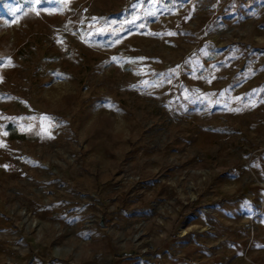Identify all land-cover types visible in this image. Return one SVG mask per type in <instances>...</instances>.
I'll return each mask as SVG.
<instances>
[{
    "label": "rangeland",
    "instance_id": "obj_1",
    "mask_svg": "<svg viewBox=\"0 0 264 264\" xmlns=\"http://www.w3.org/2000/svg\"><path fill=\"white\" fill-rule=\"evenodd\" d=\"M0 264H264V0H0Z\"/></svg>",
    "mask_w": 264,
    "mask_h": 264
},
{
    "label": "snow or ice",
    "instance_id": "obj_2",
    "mask_svg": "<svg viewBox=\"0 0 264 264\" xmlns=\"http://www.w3.org/2000/svg\"><path fill=\"white\" fill-rule=\"evenodd\" d=\"M35 2H36V3H40V2H41V0H35ZM42 119H45V118H42Z\"/></svg>",
    "mask_w": 264,
    "mask_h": 264
}]
</instances>
